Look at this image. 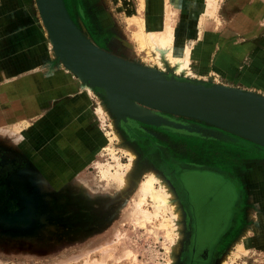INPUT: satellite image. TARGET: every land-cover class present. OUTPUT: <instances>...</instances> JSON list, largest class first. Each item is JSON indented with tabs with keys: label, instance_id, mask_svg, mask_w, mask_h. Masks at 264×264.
<instances>
[{
	"label": "rangeland",
	"instance_id": "374dc122",
	"mask_svg": "<svg viewBox=\"0 0 264 264\" xmlns=\"http://www.w3.org/2000/svg\"><path fill=\"white\" fill-rule=\"evenodd\" d=\"M63 1L74 24L101 49L161 71L169 80L223 85L220 79L201 80L191 77L194 74L163 70L147 59L132 39L127 21L136 14L137 0ZM146 1L142 16L149 30L160 23L162 12ZM204 6L205 0H178V11L191 15L184 29L179 28L181 38L194 30L196 19L206 11ZM207 17L203 39L194 46L197 63L208 55L225 68L231 63L219 58L229 55L228 51L239 55L242 50L237 46L245 41L258 45L260 28L264 29V0H214ZM41 20L36 0H0V69L11 67L19 57L30 58L39 44L49 56L53 44ZM212 62L204 64L205 70ZM92 89L96 101L106 105V117L100 122L105 136L115 125L120 138L136 149L128 172L130 183L122 188L108 183L100 173L115 164L107 146L120 163L127 162L117 138L110 144L106 136L94 163L60 180H47L29 158L11 147L9 141L14 139L0 138V264H169L165 232L174 241L180 233L169 225L160 227L170 224L166 208L153 215L152 202L146 197L142 208L152 214L149 224L142 226L132 218L139 184L151 171L169 180L185 213L187 238L179 264H199L191 256L199 240L197 229L202 230V248L209 252L205 264H264V244L260 243L264 237V144L204 120L150 108L179 127L144 122L129 114L118 118L103 89ZM96 162L102 166L96 167ZM242 239L244 252L235 256Z\"/></svg>",
	"mask_w": 264,
	"mask_h": 264
},
{
	"label": "crops",
	"instance_id": "0c3cea01",
	"mask_svg": "<svg viewBox=\"0 0 264 264\" xmlns=\"http://www.w3.org/2000/svg\"><path fill=\"white\" fill-rule=\"evenodd\" d=\"M206 25L205 20L204 30ZM260 31L258 45L245 41L237 46L242 50L239 55L230 50L219 58L230 66L222 68L203 56L191 77L220 79L223 85L264 96V29ZM38 46L30 58L19 57L11 67L0 69V138L14 139L9 141L11 147L29 158L47 180H60L94 163L107 133L95 110L93 89L85 90L58 59L45 55V46ZM205 60L212 62L215 78L205 76Z\"/></svg>",
	"mask_w": 264,
	"mask_h": 264
},
{
	"label": "water",
	"instance_id": "95a60500",
	"mask_svg": "<svg viewBox=\"0 0 264 264\" xmlns=\"http://www.w3.org/2000/svg\"><path fill=\"white\" fill-rule=\"evenodd\" d=\"M39 3L56 40L52 44L57 59L81 82L102 88L105 101L118 118L129 114L144 122L179 127L150 108L204 120L264 144L261 94L225 85L206 86L190 79L169 80L161 71L115 56L89 42L77 31L63 0Z\"/></svg>",
	"mask_w": 264,
	"mask_h": 264
},
{
	"label": "bare ground",
	"instance_id": "6f19581e",
	"mask_svg": "<svg viewBox=\"0 0 264 264\" xmlns=\"http://www.w3.org/2000/svg\"><path fill=\"white\" fill-rule=\"evenodd\" d=\"M137 1L138 4L136 14L127 18V21L129 23L128 25L132 29L131 37L135 41L138 50L143 51L147 59L153 61L157 66H159L163 70H172L177 74H182L185 76L193 75L194 68L197 64L196 56L198 54L195 51L194 46L196 41L200 40L205 33L203 22H205V20L208 18L207 16L212 13V10L214 8V0H205L204 7L206 11L201 13V15L196 19V25L194 30L191 32L190 35H185V38L184 36H182L181 38L180 35H178L180 33H178V31L180 29H184V26L186 25V20L191 15H188L189 11L187 15L183 14V10L178 11V0H151L154 3V7L158 11L160 10L162 12V16L161 21L159 19L160 23L156 24L155 26H152L149 30L146 26V20L142 16V10L144 9L145 4H147V1ZM36 2L40 11L42 19L41 21L43 22L46 32L49 35L50 41L56 42L51 28L43 13L39 0H36ZM184 20L185 22H183ZM75 27L83 37H86L78 29L77 26ZM184 32H186V30ZM89 42L91 41L89 40ZM92 44L95 45L94 43ZM49 56L50 58L54 59L58 58L57 52L53 47L49 49ZM60 65L62 66V68L65 67L61 61ZM205 65L207 67L208 64L205 63ZM211 70L212 68L208 66V69L204 71L205 76H213L214 73ZM82 87L85 90L91 92V86L84 83L83 81ZM95 110L100 116L101 123H103L106 117V105L97 102V104L95 105ZM111 129V131L107 132L109 141L108 143L111 144L117 138L118 142L120 141L121 147L128 158L126 163H120L117 157L114 156L113 150L107 146L108 151H110L111 153V157L115 160V164L112 166L108 164L106 169L101 168L102 170L100 171V173L102 175V178L105 179L108 183L111 181L117 186L125 188L130 183L128 179V172L134 164V158H136L137 152L136 149L133 148V146H131L128 142L120 138L118 132L115 130V125H111ZM96 164V167L98 168L101 165V163L97 162ZM112 167L114 168L113 172L110 171ZM174 191L175 190L173 189L171 183L167 178L161 177L156 172L151 171L139 184L137 190V200L136 202L134 201V209L132 212V218L137 224H140L142 226L146 222L149 224L152 214L149 213L146 209L142 208V204L146 202V197H149L152 202L153 215H156L162 207H165L166 210L169 212L170 224L161 223L160 227L166 228V225H169L173 229V231L176 230L180 233L177 237V241H174L170 236L169 232H165L166 239L168 240L167 250L169 256V264H179V255L183 249L184 239L187 238L185 230V228L187 227L185 213L179 201L177 200V196ZM262 197L264 199V186L261 189V198ZM240 241V243H238L236 247L235 256H238L244 252L242 245L244 239ZM261 242L264 244V237L260 238V243Z\"/></svg>",
	"mask_w": 264,
	"mask_h": 264
},
{
	"label": "flooded vegetation",
	"instance_id": "af4514ba",
	"mask_svg": "<svg viewBox=\"0 0 264 264\" xmlns=\"http://www.w3.org/2000/svg\"><path fill=\"white\" fill-rule=\"evenodd\" d=\"M227 213H229L228 214V218H230L231 217L230 212H227ZM206 217H202V218L206 219ZM230 219H232V218H230ZM231 222H232V220H230L229 224H231ZM222 225H223V227L226 228L227 223H223ZM201 231H202L201 229H199V230L197 229V234L200 233V234H198L199 235V240L198 239L196 240V242H195V248L193 249V252H192V255L191 256H192V258H193V260L195 262L197 261V262H199V264H205V262H206L205 260L208 257L209 252H207L206 249H203L202 248V245H201L202 241L200 239V237L202 235L201 234Z\"/></svg>",
	"mask_w": 264,
	"mask_h": 264
}]
</instances>
